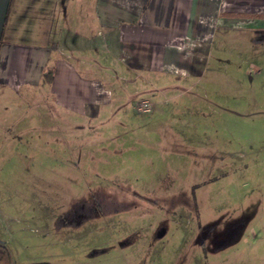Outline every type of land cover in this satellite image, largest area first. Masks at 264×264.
Wrapping results in <instances>:
<instances>
[{
	"label": "rangeland",
	"instance_id": "374dc122",
	"mask_svg": "<svg viewBox=\"0 0 264 264\" xmlns=\"http://www.w3.org/2000/svg\"><path fill=\"white\" fill-rule=\"evenodd\" d=\"M234 33L192 77L121 79L83 118L6 95L13 264H264V42L258 55Z\"/></svg>",
	"mask_w": 264,
	"mask_h": 264
},
{
	"label": "crops",
	"instance_id": "0c3cea01",
	"mask_svg": "<svg viewBox=\"0 0 264 264\" xmlns=\"http://www.w3.org/2000/svg\"><path fill=\"white\" fill-rule=\"evenodd\" d=\"M228 32L262 54L264 0H0V105L40 92L83 118L121 79L192 77Z\"/></svg>",
	"mask_w": 264,
	"mask_h": 264
},
{
	"label": "trees",
	"instance_id": "16d2710c",
	"mask_svg": "<svg viewBox=\"0 0 264 264\" xmlns=\"http://www.w3.org/2000/svg\"><path fill=\"white\" fill-rule=\"evenodd\" d=\"M50 78V73L46 72L43 77L42 81L47 82V80ZM138 199L143 200V201H148L146 199H143L142 197L135 195ZM150 202V201H148ZM0 264H13L12 258L10 253L8 252L6 246L0 242Z\"/></svg>",
	"mask_w": 264,
	"mask_h": 264
},
{
	"label": "built area",
	"instance_id": "2783aa9c",
	"mask_svg": "<svg viewBox=\"0 0 264 264\" xmlns=\"http://www.w3.org/2000/svg\"><path fill=\"white\" fill-rule=\"evenodd\" d=\"M137 106L143 112H148L150 110V104L145 100L139 101Z\"/></svg>",
	"mask_w": 264,
	"mask_h": 264
}]
</instances>
